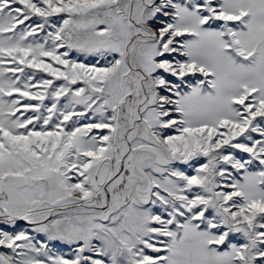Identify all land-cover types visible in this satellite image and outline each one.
Instances as JSON below:
<instances>
[{
	"label": "snow or ice",
	"instance_id": "6c2138e0",
	"mask_svg": "<svg viewBox=\"0 0 264 264\" xmlns=\"http://www.w3.org/2000/svg\"><path fill=\"white\" fill-rule=\"evenodd\" d=\"M0 264H264V0H0Z\"/></svg>",
	"mask_w": 264,
	"mask_h": 264
}]
</instances>
